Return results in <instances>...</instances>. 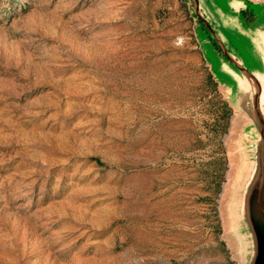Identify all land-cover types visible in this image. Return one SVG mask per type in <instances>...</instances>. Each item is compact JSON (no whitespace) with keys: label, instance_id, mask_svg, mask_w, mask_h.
<instances>
[{"label":"rangeland","instance_id":"374dc122","mask_svg":"<svg viewBox=\"0 0 264 264\" xmlns=\"http://www.w3.org/2000/svg\"><path fill=\"white\" fill-rule=\"evenodd\" d=\"M248 1L0 0V264H250Z\"/></svg>","mask_w":264,"mask_h":264},{"label":"water","instance_id":"95a60500","mask_svg":"<svg viewBox=\"0 0 264 264\" xmlns=\"http://www.w3.org/2000/svg\"><path fill=\"white\" fill-rule=\"evenodd\" d=\"M207 1L208 3L205 0H191L195 15L201 22V25H204L207 29L211 30V26L205 21L204 16L201 13L202 5L209 4L211 0ZM242 2L245 8L240 9V14H243L242 11H252L256 18L254 5L248 0H242ZM213 38L215 37L213 36ZM216 42L219 43L217 40ZM219 45L223 49L222 44L219 43ZM229 87L231 86L229 85ZM233 98L234 92L232 96V105L250 118L254 128L259 133V140L256 144L254 155L255 169L245 192L244 218L253 241V254L250 264H264V93L259 82H256L252 95L249 98V104L254 115L236 105ZM259 145L263 146L262 151L260 150ZM259 153L263 155L261 161H259V158L257 157Z\"/></svg>","mask_w":264,"mask_h":264},{"label":"clouds","instance_id":"9594fccd","mask_svg":"<svg viewBox=\"0 0 264 264\" xmlns=\"http://www.w3.org/2000/svg\"><path fill=\"white\" fill-rule=\"evenodd\" d=\"M184 37L180 36L174 41V45L180 47L183 45ZM253 44L256 46L257 51L260 53L261 57L264 58V29L257 28L255 32L251 35Z\"/></svg>","mask_w":264,"mask_h":264},{"label":"trees","instance_id":"16d2710c","mask_svg":"<svg viewBox=\"0 0 264 264\" xmlns=\"http://www.w3.org/2000/svg\"><path fill=\"white\" fill-rule=\"evenodd\" d=\"M242 13H243V15L245 14V15H248L246 18H247V20L248 21H254V18H255V14L252 12V11H242ZM225 118H227V123H226V125H225V129H224V131L227 129V127H228V125H229V123H228V119H229V117L227 116V117H225ZM220 188H221V182L219 183V190H220Z\"/></svg>","mask_w":264,"mask_h":264}]
</instances>
